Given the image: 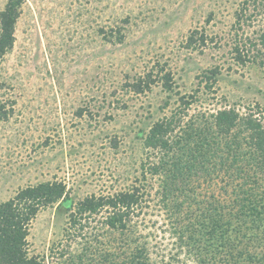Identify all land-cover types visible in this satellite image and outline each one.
I'll return each mask as SVG.
<instances>
[{
    "label": "rangeland",
    "instance_id": "374dc122",
    "mask_svg": "<svg viewBox=\"0 0 264 264\" xmlns=\"http://www.w3.org/2000/svg\"><path fill=\"white\" fill-rule=\"evenodd\" d=\"M196 30L206 41L191 46ZM263 30L264 0H25L0 65L1 98L12 110L0 121V202L46 180L65 182L75 200L145 186L132 222L136 236H147L150 262L200 264L177 246L158 180L143 176V163L154 160L144 138L182 111L183 96L194 100L189 114L235 108L264 124V49L255 45ZM213 70L214 83L203 77ZM168 71L172 91L163 86ZM148 72L152 89H127ZM104 215L85 237L73 236L64 208L46 207L32 222L28 250L42 264L79 262L86 244L106 242Z\"/></svg>",
    "mask_w": 264,
    "mask_h": 264
},
{
    "label": "trees",
    "instance_id": "16d2710c",
    "mask_svg": "<svg viewBox=\"0 0 264 264\" xmlns=\"http://www.w3.org/2000/svg\"><path fill=\"white\" fill-rule=\"evenodd\" d=\"M24 1L8 0L0 12V65L14 46ZM204 33L193 31L189 45L205 43ZM255 45L264 49V30ZM203 77L214 83L217 72ZM162 79L172 91L171 72ZM155 82L148 72L129 82L127 89L140 94ZM3 88L0 79V121L12 111L1 98ZM182 100V111L163 117L148 131L144 147L153 151L154 160L142 166L144 177L158 180L156 196L170 216L177 246L200 264H264V124L254 113L241 114L235 108L189 114L194 100ZM145 194V186L133 185L75 200L61 180L27 185L0 202V264H42L30 254L28 236L38 213L55 205L64 208L73 236L85 237L88 225L105 212L99 235L106 242L98 240L95 250L86 244L76 255L81 264H152L147 236H136L132 222Z\"/></svg>",
    "mask_w": 264,
    "mask_h": 264
}]
</instances>
